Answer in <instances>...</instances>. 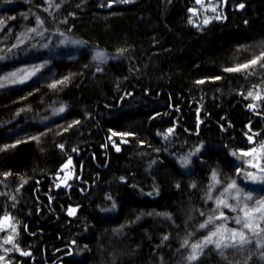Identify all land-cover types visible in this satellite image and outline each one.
<instances>
[{
  "label": "trees",
  "instance_id": "obj_1",
  "mask_svg": "<svg viewBox=\"0 0 264 264\" xmlns=\"http://www.w3.org/2000/svg\"><path fill=\"white\" fill-rule=\"evenodd\" d=\"M0 10V32L14 18L24 32L0 49V220L16 217L28 253L11 264H183L202 189L249 178L251 139H264V0H0ZM90 50L107 56L101 69ZM69 160L78 179L56 194ZM221 205L223 228L193 264H251L264 221L234 233L238 211Z\"/></svg>",
  "mask_w": 264,
  "mask_h": 264
},
{
  "label": "rangeland",
  "instance_id": "obj_2",
  "mask_svg": "<svg viewBox=\"0 0 264 264\" xmlns=\"http://www.w3.org/2000/svg\"><path fill=\"white\" fill-rule=\"evenodd\" d=\"M209 9L211 11V8ZM2 16L3 12L0 10V25L4 22ZM22 28V24L17 21V18H14L13 23L12 19L6 20L3 30L0 32V49L4 47V41L13 39L16 34L17 36L23 35ZM15 42H12V44ZM86 58L87 62L95 67L96 70L101 69L107 61V56L99 50L88 51ZM16 66L14 69L19 72L22 66L18 64ZM2 69L0 68V71H3ZM7 80H3L2 82L0 80V87ZM257 96L259 95H256L252 104L247 106L251 113H254L261 103ZM45 125H47V122L43 123V126ZM251 143H253L254 147L250 150V153L257 157V161L250 165L249 178L242 177L239 173V177L226 183L215 182L213 179L202 189L206 196L202 213L193 223L186 241L182 242L179 246L177 257L183 264H193L208 251H211L213 246L210 245L212 244L210 239L216 235L218 230L223 228V222L226 220L223 215L219 214L222 207L221 203L227 201L231 209L233 208L238 211L239 216H236L234 220V225H236L234 233H241L246 228L260 226V223L264 221V181L260 182L262 187L257 186L255 183L258 179L264 178V139L259 142L251 139ZM77 179L76 170L73 167L72 161L69 160L52 177V188L56 191V194H59L61 191L72 187V184ZM50 196L53 197V195ZM19 229L20 226L16 217L10 218L9 216L8 222L4 219L2 223L0 222V264H11L10 256L12 254H19L23 258L28 256V253H25L16 245ZM262 240H264L263 237L254 244L255 251H252L253 253L251 252L250 254L251 264L260 262V258L264 256V247L262 250H259L261 245L258 243L263 242Z\"/></svg>",
  "mask_w": 264,
  "mask_h": 264
},
{
  "label": "water",
  "instance_id": "obj_3",
  "mask_svg": "<svg viewBox=\"0 0 264 264\" xmlns=\"http://www.w3.org/2000/svg\"><path fill=\"white\" fill-rule=\"evenodd\" d=\"M240 8V7H239ZM8 220H9V216L6 218V222H8Z\"/></svg>",
  "mask_w": 264,
  "mask_h": 264
},
{
  "label": "flooded vegetation",
  "instance_id": "obj_4",
  "mask_svg": "<svg viewBox=\"0 0 264 264\" xmlns=\"http://www.w3.org/2000/svg\"><path fill=\"white\" fill-rule=\"evenodd\" d=\"M2 220H3V219L0 220L1 223H2ZM4 220L6 221V218H4Z\"/></svg>",
  "mask_w": 264,
  "mask_h": 264
}]
</instances>
